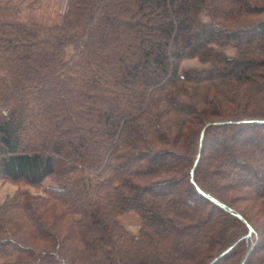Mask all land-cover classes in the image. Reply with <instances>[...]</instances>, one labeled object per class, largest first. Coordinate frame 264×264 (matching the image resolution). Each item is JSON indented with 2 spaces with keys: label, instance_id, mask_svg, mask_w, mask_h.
I'll return each instance as SVG.
<instances>
[{
  "label": "trees",
  "instance_id": "obj_1",
  "mask_svg": "<svg viewBox=\"0 0 264 264\" xmlns=\"http://www.w3.org/2000/svg\"><path fill=\"white\" fill-rule=\"evenodd\" d=\"M9 1L0 264H264V0Z\"/></svg>",
  "mask_w": 264,
  "mask_h": 264
},
{
  "label": "rangeland",
  "instance_id": "obj_2",
  "mask_svg": "<svg viewBox=\"0 0 264 264\" xmlns=\"http://www.w3.org/2000/svg\"><path fill=\"white\" fill-rule=\"evenodd\" d=\"M9 3H18L20 5V7L22 8L21 18L24 20L37 19L42 22L52 23L58 21L65 13L68 5V0H44L41 4L35 6H29L27 1L20 2L18 0H10ZM202 19L207 20V17L203 15ZM224 49L229 54L234 53V50L231 47H226ZM205 67H208V65L202 64L197 58H192L190 56H187L182 63V70H186L189 68L200 70ZM250 105H252V103L248 106ZM248 106L246 105V108H248ZM254 107L255 106L253 105L252 108ZM18 190L29 192L32 195H42L43 193V189L41 188H35L27 184L18 185L13 182L0 180V203H3L7 197L14 195ZM250 216L252 220L257 225H260L263 230L264 225L262 224L264 218L255 215ZM119 220L120 223L132 234L139 233L141 227V218L135 211L131 210L121 214L119 216ZM13 254H17V251ZM13 258L14 255L13 257L11 255L6 257L0 256V260L2 261L11 260Z\"/></svg>",
  "mask_w": 264,
  "mask_h": 264
}]
</instances>
